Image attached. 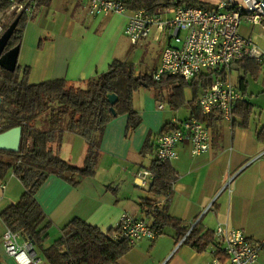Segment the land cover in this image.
I'll list each match as a JSON object with an SVG mask.
<instances>
[{"label": "crops", "instance_id": "obj_1", "mask_svg": "<svg viewBox=\"0 0 264 264\" xmlns=\"http://www.w3.org/2000/svg\"><path fill=\"white\" fill-rule=\"evenodd\" d=\"M196 1L214 7L220 0ZM87 7V0H44L34 15L21 24L17 66L20 75L24 67H28L30 84L62 79L67 90L82 96L87 82L97 79L113 60L130 62L135 50L139 59L144 50L139 51L136 46L151 43L158 47L148 72L158 67L162 48L172 42L168 36L157 39V31L153 28L148 37L132 44L124 34L129 11L92 16ZM260 29L264 30L263 21L252 24L243 19L239 33L256 42L257 48L264 53L260 42L264 35ZM21 55L22 60H19ZM235 71L237 81L233 80ZM135 73L143 72L136 70ZM240 74L231 66L230 78L243 96L241 101L251 104L247 86L244 94L241 89ZM206 76L213 77V72L193 78L198 82L196 86L190 84L193 79L186 81L178 107L169 102L170 85L139 88L132 96V108L140 118L139 123L127 131V114L119 113L105 124L101 134H96L97 158L92 176L74 175L78 179L75 185L56 174L45 177L34 195L50 222L45 247L58 239L61 229L77 217L103 233L115 229L123 214L147 217L151 221L140 206L142 200L151 198L154 203H160L159 210L179 219L185 228L197 224L202 232L213 233L217 225H223L243 231L260 247L254 264H264V153L259 155L264 149V140L257 135L264 122L248 120L246 127H232L222 118L216 120L213 125H208L210 149L199 155H192L187 143L178 145V157L170 161L175 172L170 194L153 195L135 182L137 171L148 169L155 159V140L165 125L193 116L198 110V98L207 87L199 83L198 77ZM45 122V116L41 115L35 120L34 127L45 130ZM30 142L29 149L53 154L75 165L84 164L90 148L89 142L80 134L68 130L56 133L51 139ZM24 191L23 182L12 170L7 171L0 178V213L16 203ZM6 229L0 218V261L16 264L4 249L2 239ZM182 239L174 228L164 227L154 239H142L131 246L117 264L210 263L213 250L217 249L215 238L214 245L209 244L204 251L181 242Z\"/></svg>", "mask_w": 264, "mask_h": 264}, {"label": "trees", "instance_id": "obj_2", "mask_svg": "<svg viewBox=\"0 0 264 264\" xmlns=\"http://www.w3.org/2000/svg\"><path fill=\"white\" fill-rule=\"evenodd\" d=\"M122 1L129 11L144 9L152 14L169 2V0ZM177 1L190 6L201 5L196 0ZM18 17V25L8 40L6 49L20 44L21 30L18 27L27 17L22 13ZM231 66L241 73V89L244 94L246 87L244 75L248 72L257 73L260 66L249 58L235 61ZM27 76L28 67H24L21 75L19 66H16L12 72L0 67L2 98L0 132L18 125L22 127L19 150L14 152L0 149V178H3L7 171L12 170L25 187L20 199L1 211L0 218L9 230L18 232L22 240L31 241L34 248L37 246L48 264H117V260L131 248L128 241L114 238L118 227L110 228L103 233L78 217L70 220L61 229V236L45 247L44 242L48 237L50 222L37 203L35 192L48 174H56L73 185L78 182L74 175L86 177L94 174L98 146L95 141L96 134H101L105 124L119 113L127 114V131L133 130L139 123L140 118L132 108V96L136 90L143 87L158 88L170 85L169 102L171 106L178 107L182 100V89L187 82L178 76H162L159 81H154L152 72L136 74L129 62L121 60H113L108 69L97 79L89 80L86 92L82 96H75L67 90L62 79L30 84ZM212 78V76L198 77V80L206 87ZM190 84L196 86L198 82L193 79ZM111 93L117 96L113 105L107 101V96ZM46 111H49L46 129H36L35 120ZM251 111L252 104L238 101L231 126L246 127ZM194 113L198 119L206 120L209 126L221 119L220 114L204 117L199 110ZM173 127V124H167L161 133ZM64 130L77 132L89 142L90 148L83 165L69 163L58 156L34 148L29 149L27 146L30 140L51 139L56 133L61 134ZM257 135L264 140V126ZM148 169L154 173L148 191L153 195L170 194L171 182L175 176L170 162H159L154 159ZM154 202L153 199L146 198L140 203L142 211L152 219V228L159 235L164 227H172L177 231L179 238L183 237L188 228H185L179 219L166 214L163 210L153 211ZM183 242L198 251H204L209 244L215 243L213 233L209 230L202 232L197 224L191 228ZM216 247L213 256L225 260L226 255L220 251L218 244Z\"/></svg>", "mask_w": 264, "mask_h": 264}, {"label": "built area", "instance_id": "obj_3", "mask_svg": "<svg viewBox=\"0 0 264 264\" xmlns=\"http://www.w3.org/2000/svg\"><path fill=\"white\" fill-rule=\"evenodd\" d=\"M42 1L0 0V36L19 14L26 17L34 15ZM87 3L88 13L92 16L124 14L129 11L122 0H87ZM129 12L124 34L132 44L148 37L153 28L157 31V39L165 35L172 41L161 50L159 65L152 72L153 80L159 81L162 76H178L190 81L202 73L213 72L212 81L198 98V110L204 117L220 114L223 120L231 123L236 104L243 99L230 78L232 63L249 58L264 68V53L250 38L239 33L243 19L252 24L262 23L264 13L260 0H220L214 7L190 6L169 0L154 14L144 9ZM5 17L9 18V23L2 27L1 22ZM173 125V128L156 137L154 158L157 161L170 162L176 159L180 144L187 143L192 155L210 149L211 132L206 120L193 115L174 121ZM263 153L264 149L259 155ZM153 178L152 171L142 168L137 171L135 182L149 189ZM160 207V203L156 202L152 210H159ZM193 226L188 228L181 242ZM117 227L114 238L124 239L130 246L142 239L152 240L158 235L147 217L134 218L123 214ZM213 235L226 259L213 256L209 264H254L257 261L260 247L243 231L217 225ZM2 241L6 253L16 264H40L33 243L21 240L18 232L7 228ZM215 252L214 249L213 255Z\"/></svg>", "mask_w": 264, "mask_h": 264}, {"label": "rangeland", "instance_id": "obj_4", "mask_svg": "<svg viewBox=\"0 0 264 264\" xmlns=\"http://www.w3.org/2000/svg\"><path fill=\"white\" fill-rule=\"evenodd\" d=\"M9 23V18L5 17L4 21L1 22L2 27H5L7 24ZM19 30H21V25L18 27ZM250 30L252 29V27L249 28ZM261 34L264 35V30L260 29ZM261 44H263L264 46V40H260ZM256 43V42H255ZM136 46L138 47L137 49H139V51L144 50L143 51V56L139 57V59L137 58V50H135L132 53V58L135 59L129 62L133 67H134V71L136 70H141L142 72H145L147 70L150 69V67L153 64V54L156 50V48L158 47V45H156L155 43H151L149 45H145V46ZM19 60H22V55L19 56ZM155 61V60H154ZM237 75L238 73L235 71L233 73V80L237 81ZM246 81H247V88L246 91H248L247 93V98L248 100L251 102L252 104V111L250 113L249 116V120L251 121H261L262 123L264 122V69L260 68L259 71L257 73H251L248 72L247 76L245 77ZM152 90V89H151ZM189 88H186V93H188ZM49 111H46L45 113L42 114V116H45L46 122L45 125H47V117H48ZM32 142L28 141L27 144H31ZM36 253H37V257L40 258V264H44L43 262H46L45 259L42 256V253L40 251V249L36 246L35 247Z\"/></svg>", "mask_w": 264, "mask_h": 264}, {"label": "water", "instance_id": "obj_5", "mask_svg": "<svg viewBox=\"0 0 264 264\" xmlns=\"http://www.w3.org/2000/svg\"><path fill=\"white\" fill-rule=\"evenodd\" d=\"M261 8L264 13V0H260ZM19 17H15L3 33L0 36V67L7 71H14L17 66V58L19 52V45H15L8 50L4 51L8 40L10 39L13 31L18 25ZM117 100V96L113 93L107 96V101L113 105ZM2 98L0 97V107H1ZM111 111L115 113L114 109L111 108ZM22 135V127L14 126L6 131L0 132V149L17 152L19 150L20 142Z\"/></svg>", "mask_w": 264, "mask_h": 264}, {"label": "flooded vegetation", "instance_id": "obj_6", "mask_svg": "<svg viewBox=\"0 0 264 264\" xmlns=\"http://www.w3.org/2000/svg\"><path fill=\"white\" fill-rule=\"evenodd\" d=\"M11 48V47H10ZM9 49V48H8ZM8 49H6V47H5V49H4V51H6V50H8Z\"/></svg>", "mask_w": 264, "mask_h": 264}]
</instances>
